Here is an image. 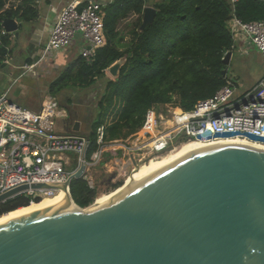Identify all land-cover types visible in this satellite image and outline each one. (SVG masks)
I'll list each match as a JSON object with an SVG mask.
<instances>
[{"label":"water","instance_id":"obj_1","mask_svg":"<svg viewBox=\"0 0 264 264\" xmlns=\"http://www.w3.org/2000/svg\"><path fill=\"white\" fill-rule=\"evenodd\" d=\"M154 12L143 8L140 29ZM1 26L17 37L15 20ZM122 63L106 69L112 78ZM66 132L79 133V123ZM243 135L264 143V137ZM83 170L82 164L69 180ZM69 180L62 194L73 202ZM59 186L21 185L0 194V202L28 188ZM60 206L1 223L0 264H264V149L210 145L168 163L103 207Z\"/></svg>","mask_w":264,"mask_h":264},{"label":"trees","instance_id":"obj_2","mask_svg":"<svg viewBox=\"0 0 264 264\" xmlns=\"http://www.w3.org/2000/svg\"><path fill=\"white\" fill-rule=\"evenodd\" d=\"M146 0H113L104 7L105 45L96 50L87 64L81 55L68 62L50 81L48 93L55 96L64 88L77 84L89 87L97 78H106L97 103L96 117L89 133V150L94 149V128L101 124L115 99L124 102L121 121L107 128L109 139L126 137L142 126L147 109L170 103L190 110L200 99L211 96L223 83L227 73L226 53L234 48L226 26L234 15L241 21L264 20V0H238L234 10L228 0H162L154 4L152 21L140 29ZM134 16L126 33L118 24ZM38 17L35 0H0V67L11 53V34H1L2 22H33ZM126 36V38H125ZM123 59L115 78L106 77V69ZM29 62V60H28ZM29 64V63H28ZM115 183L111 188L119 187ZM82 178L70 182L73 202L85 208L97 196ZM30 201L40 200L25 194L0 202V216Z\"/></svg>","mask_w":264,"mask_h":264},{"label":"built area","instance_id":"obj_3","mask_svg":"<svg viewBox=\"0 0 264 264\" xmlns=\"http://www.w3.org/2000/svg\"><path fill=\"white\" fill-rule=\"evenodd\" d=\"M110 1L68 0L57 12L38 58L22 66L24 71L35 68L52 53L64 51L76 35L86 43L81 56L90 64L96 50L106 42L104 7ZM237 1L228 0L232 11ZM227 28L234 41L242 36L264 56V20L245 22L232 15ZM5 33L1 29V34ZM234 84L225 74L224 83L211 96L198 100L190 110L178 107L167 119L156 115L153 107L147 109L141 129L124 141L120 140L122 154L130 156L134 164L156 157L182 140L208 143L239 138L264 146L263 142L252 141L243 135L264 137V77L243 94L236 92ZM8 89L0 95V194L21 185H60L57 188H28L18 193L38 200L53 198L63 192L61 186L82 164L81 178L93 188L90 168L102 160L112 143L118 141L108 138L107 126L101 123L94 128L95 147L88 151L91 140L86 135L89 133H68L58 129V120L67 114L54 98L46 96L37 110H31L10 101ZM208 129L211 131L209 137H198ZM221 132L238 134L215 136ZM133 152H142L136 161ZM71 180L67 186L69 195Z\"/></svg>","mask_w":264,"mask_h":264},{"label":"rangeland","instance_id":"obj_4","mask_svg":"<svg viewBox=\"0 0 264 264\" xmlns=\"http://www.w3.org/2000/svg\"><path fill=\"white\" fill-rule=\"evenodd\" d=\"M160 1L162 0H146L144 7H152L154 9V4L159 3ZM47 9L48 8L45 10V8H43L42 14L46 13ZM132 20H134V16L130 15L128 18L120 21L118 24L119 30L126 33L131 26L130 24ZM21 30H23V28ZM10 38L12 39V37ZM13 41L16 42V45L13 44ZM13 41L11 42V48L14 60L11 61H16L18 56L15 52H17V47L20 42L19 39H13ZM261 60L262 59L258 51L252 46L247 54H239L234 50L233 54L230 56V62L227 58L229 63V65L227 64V77L232 79L235 83L236 92L243 94L245 91L249 90V86L261 74L263 68L260 65V62H262ZM46 63L47 61L45 64ZM54 64L55 63L53 62H49V65H52V69ZM63 68L64 66L58 67V71L56 73H52V77L59 74ZM13 73L14 72L10 66L0 67V95L8 89L10 85L9 83L15 75ZM263 76L264 74L261 77ZM106 77L112 78L107 71ZM50 79L51 78H49V80ZM44 82L45 81H43V79L40 81L36 80L32 74H25L17 83H14L11 88L8 89V98L10 101L25 107L30 101H32L31 103L33 105L31 107L33 108H29L28 106L27 108L33 110L38 106L40 99L43 95H45V92L47 94V91H44ZM105 82L106 78H97L96 83L89 87H80L77 84L74 86L70 85V87L64 88L56 96H54V99L58 102V104L65 108L67 114L66 119L62 121L63 123H58V129L60 128L65 131H70L72 130L74 123L78 122L79 126L81 124L79 132L84 131L86 133H90L92 130L93 119L96 117L97 103L104 90ZM153 108L155 109L154 111L156 112V115H161L163 118L167 119L177 110L178 105L173 99L170 103L157 104L154 105ZM124 109V102L119 99H115L112 106L106 111L102 123L105 124L107 128L116 126L122 119ZM139 129L141 128H138L136 132L139 131ZM132 134L115 139L118 141L111 144V147H109L110 149H108L109 151H106L102 160L90 168L89 173L92 177L93 183L97 187V196L112 191L113 188H111V186L115 183H119L121 186V184L125 181L124 179L129 176L131 171L137 165L141 164L140 162L133 164V160H131L130 156L123 155L122 149L119 148L121 147L120 140L124 141ZM183 142H186V140H182L177 143L171 150H174V148L178 147ZM171 150H167L158 156L170 152ZM141 153L142 152H133L135 161L138 160L139 154Z\"/></svg>","mask_w":264,"mask_h":264},{"label":"crops","instance_id":"obj_5","mask_svg":"<svg viewBox=\"0 0 264 264\" xmlns=\"http://www.w3.org/2000/svg\"><path fill=\"white\" fill-rule=\"evenodd\" d=\"M37 3V9H38V17L35 21L33 22H25V23H19L18 24V35L17 37L14 35V33H10L12 39L10 40L9 47L11 49L10 55L5 58V60L2 62L1 67L4 66H10L11 69L13 70L14 78L10 81V85L8 88H11V86L14 83H17L19 79L24 76L25 74H32V76L40 81L43 79L44 82V91H47V94L45 92V95L42 96L40 99L41 101L46 97L50 96L54 98L53 95L48 93V85L50 81H52L58 74H54L55 76L52 77V73H56L58 71V67H63L65 66L68 62L76 58L78 55H81V50L82 48L86 45L84 39L80 35H76L75 38L73 39L71 45L67 47L64 51L62 52H56L52 53L49 55L45 60H42L35 68L29 70V71H24L22 66L28 65L33 63L37 58L40 53V49L42 45L46 42L48 38V34L53 26V22L55 19V16L57 12L60 10L61 7H63L68 0H35ZM43 8H48L46 13L42 14ZM227 26V24H226ZM23 28V30H21ZM13 39H19V46L17 47V52H15L18 56L16 61H11L14 60L13 58V53H12V48H11V42ZM13 44L16 45V42L13 41ZM234 48L232 51H229L230 56L233 54L234 50L238 52L239 54H247L249 52V49L251 48L252 45L248 43V40L245 38H242L240 36L237 40H233ZM259 55L261 56V61L260 65L263 67L261 74L257 77V79L249 86L248 89L256 85L263 77H261L264 74V56L258 51ZM230 56H229V62H230ZM29 60V62H28ZM47 63L45 64V62ZM49 62L55 63L53 66V69L49 65ZM229 65V63H228ZM227 65V67H228ZM50 67V68H49ZM228 71V69H227ZM227 75V73H226ZM49 78H51L49 80ZM8 94V91H7ZM56 96V95H55ZM40 97V96H39ZM30 101L26 107L28 106L29 108L33 104ZM40 103L38 104L37 107L33 110H37L38 107L40 106ZM61 107V106H60ZM63 108V107H61ZM65 109V108H63ZM67 117V116H66ZM65 118L59 119L57 122V125L59 122H62ZM63 123V122H62ZM81 126V124H80ZM79 126V127H80ZM60 129V128H59ZM62 130V129H60ZM84 132V131H82Z\"/></svg>","mask_w":264,"mask_h":264},{"label":"bare ground","instance_id":"obj_6","mask_svg":"<svg viewBox=\"0 0 264 264\" xmlns=\"http://www.w3.org/2000/svg\"><path fill=\"white\" fill-rule=\"evenodd\" d=\"M215 144H244L253 146L256 148L264 149V146L258 143L249 142L244 139L239 138H230V139H222L216 142H201V141H193L189 140L181 143L178 147L174 148L170 152H167L161 156H156L153 158H148L145 162L137 165L129 176L124 179V183L121 186L113 189L110 192L100 194L95 198L92 204H90L85 211L95 210L97 208L103 207L115 200L117 197L121 196L128 189L132 188L140 181L150 176L152 173L157 170L163 168L168 163L174 161L175 159L184 156L190 152H193L197 149L205 148L210 145ZM65 204V210L68 211H79L81 210L78 206H76L68 196L63 197V194H59L53 198L44 197L39 202H32L26 206L17 207L16 209L4 213L0 216V224L6 221L15 219L22 215H26L35 211L45 210V209H58L61 204Z\"/></svg>","mask_w":264,"mask_h":264}]
</instances>
